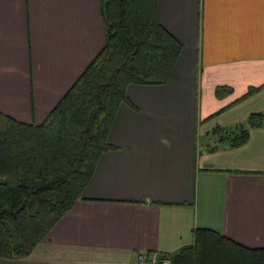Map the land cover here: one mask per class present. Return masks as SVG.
<instances>
[{
	"label": "crops",
	"instance_id": "crops-1",
	"mask_svg": "<svg viewBox=\"0 0 264 264\" xmlns=\"http://www.w3.org/2000/svg\"><path fill=\"white\" fill-rule=\"evenodd\" d=\"M181 45L162 84H129L77 198L13 264H134L213 229L264 246V127L205 151L198 135L264 111V0H156ZM104 41L98 0H0V111L41 121ZM216 85L231 91L214 95ZM249 87H256L244 95ZM6 261H0L5 264Z\"/></svg>",
	"mask_w": 264,
	"mask_h": 264
},
{
	"label": "trees",
	"instance_id": "trees-1",
	"mask_svg": "<svg viewBox=\"0 0 264 264\" xmlns=\"http://www.w3.org/2000/svg\"><path fill=\"white\" fill-rule=\"evenodd\" d=\"M104 41L100 49L39 121L0 111V258L27 256L81 197L100 153L116 146L107 133L129 84L166 82L180 42L158 21L156 0H98ZM249 87L242 95L255 90ZM231 91L216 85L214 95ZM264 127V111L242 122L215 125L197 141L205 151L246 142ZM175 264H264V246L250 247L206 227L169 253Z\"/></svg>",
	"mask_w": 264,
	"mask_h": 264
},
{
	"label": "built area",
	"instance_id": "built-area-1",
	"mask_svg": "<svg viewBox=\"0 0 264 264\" xmlns=\"http://www.w3.org/2000/svg\"><path fill=\"white\" fill-rule=\"evenodd\" d=\"M153 259L145 251H137L134 264H175L169 256H162L159 259Z\"/></svg>",
	"mask_w": 264,
	"mask_h": 264
},
{
	"label": "rangeland",
	"instance_id": "rangeland-1",
	"mask_svg": "<svg viewBox=\"0 0 264 264\" xmlns=\"http://www.w3.org/2000/svg\"><path fill=\"white\" fill-rule=\"evenodd\" d=\"M15 259H17V258H15ZM0 261H6V260H2V259H0ZM8 261V260H7ZM4 262L5 264H13L14 262Z\"/></svg>",
	"mask_w": 264,
	"mask_h": 264
}]
</instances>
